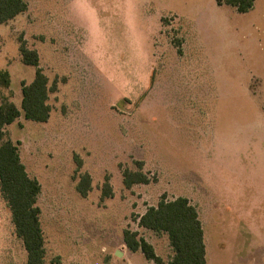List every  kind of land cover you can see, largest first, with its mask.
<instances>
[{
	"label": "rangeland",
	"instance_id": "rangeland-1",
	"mask_svg": "<svg viewBox=\"0 0 264 264\" xmlns=\"http://www.w3.org/2000/svg\"><path fill=\"white\" fill-rule=\"evenodd\" d=\"M28 4L0 25V69L11 75L0 104L22 109L35 78L23 37L56 85L47 122L22 112L6 127L42 187L45 264H154L127 247L126 229L169 260L168 234L138 222L164 194L197 207L208 264H264V0L247 13L218 0ZM137 162L151 182L127 188L123 171ZM26 263L0 190V264Z\"/></svg>",
	"mask_w": 264,
	"mask_h": 264
},
{
	"label": "trees",
	"instance_id": "trees-1",
	"mask_svg": "<svg viewBox=\"0 0 264 264\" xmlns=\"http://www.w3.org/2000/svg\"><path fill=\"white\" fill-rule=\"evenodd\" d=\"M219 4L236 8L239 13L250 11L256 0H218ZM29 8L28 0H0V25L6 24ZM20 54L24 64L36 67V75L30 84H23L22 109L9 99L0 104V190L12 213V222L18 238L23 241L26 264H45L46 239L42 227V210L38 204L42 191L40 182L30 177L23 163L19 145L8 136L6 127L24 113L26 119L47 122L51 116L50 94L56 85L49 86V78L39 67L40 55L30 49L23 37L20 39ZM11 86V75L0 69L1 87ZM139 170L124 169L123 181L127 188L136 184H149L151 178L143 172V162H137ZM82 196L91 190V177L82 176L77 185ZM113 195L109 179L105 182L103 196ZM139 226L168 234L173 256L169 260L156 253L152 244L140 237L139 232L126 229L124 241L133 251H142L154 264H208L205 230L198 209L187 197L168 200L164 194L157 206H151L139 217Z\"/></svg>",
	"mask_w": 264,
	"mask_h": 264
},
{
	"label": "water",
	"instance_id": "water-1",
	"mask_svg": "<svg viewBox=\"0 0 264 264\" xmlns=\"http://www.w3.org/2000/svg\"><path fill=\"white\" fill-rule=\"evenodd\" d=\"M117 255H118L119 257H122V256H123V254H122V253H117Z\"/></svg>",
	"mask_w": 264,
	"mask_h": 264
}]
</instances>
